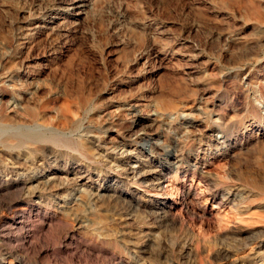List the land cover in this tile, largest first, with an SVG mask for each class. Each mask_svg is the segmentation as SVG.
I'll return each mask as SVG.
<instances>
[{
    "label": "rangeland",
    "instance_id": "rangeland-1",
    "mask_svg": "<svg viewBox=\"0 0 264 264\" xmlns=\"http://www.w3.org/2000/svg\"><path fill=\"white\" fill-rule=\"evenodd\" d=\"M10 92L19 109L46 96L51 118L74 107L65 132L102 169L80 186L77 160L37 159L49 186L31 198L35 166L10 173L0 153L2 178L26 182L0 193V264L13 249L14 264H226L225 249L264 264V0H0L1 104ZM116 180L126 199H94ZM163 202L175 225L150 213Z\"/></svg>",
    "mask_w": 264,
    "mask_h": 264
},
{
    "label": "bare ground",
    "instance_id": "bare-ground-1",
    "mask_svg": "<svg viewBox=\"0 0 264 264\" xmlns=\"http://www.w3.org/2000/svg\"><path fill=\"white\" fill-rule=\"evenodd\" d=\"M86 7L87 5L80 4L78 5L77 8L79 12L81 13ZM12 70L13 68H11V71ZM7 73L9 74V72ZM17 89L21 92L23 91L22 88H17ZM67 94L68 93H66L65 95ZM28 100L30 101L31 99H28ZM34 100H36L34 107H31V105L30 106L26 105V106H23L22 108L20 107L21 109H19L16 104V100H15V96L13 95V92H10L8 101L4 102L3 104H1L0 102L1 104L0 105V108H1L0 109V153L3 155H6L9 158L8 159L9 162L7 164H4V167L7 168L8 170H11L10 173H12V172H17V168L18 169L24 168V170H28L26 168L30 167L31 165L35 166V172L33 174L29 171L28 172L23 171L22 173V175L25 173V177L28 178L29 181L36 184L35 188L33 189H32V185L29 187L31 189V192L28 194L30 195L29 197L31 198L34 196H38V194L39 195L42 194L40 190L41 184H43L41 186H45V188H48L49 186V181L43 182L38 176L39 173L36 171L37 159H41L42 161H44L45 166L47 167L52 166L54 168L58 167V164L62 161H65V159L77 160L79 163L77 162L78 164L72 167L71 173L74 174L77 177V179L81 181L80 186L86 184L84 180L87 178L88 179L91 178L89 174V169L93 168L94 170H99L101 172L102 167L99 161L94 159L91 156L90 154L91 150L89 151V148H87L86 143L84 142L86 140L84 138L75 137L65 132L66 130H69V129L73 130L79 127V124H77V121H75V117H77V114L73 110L74 107L71 108L72 106H67L63 104L62 106L59 107L60 114L57 117L51 118V117H48L47 115L48 105H49L48 100L50 99L46 98V96L44 97L42 95H39V93L35 92L34 98H32V101ZM52 102H55L56 104L57 100H52ZM85 104L86 102L84 101L83 106ZM132 108L134 110L133 112H135L136 110L135 106H133ZM9 111L10 113H8ZM11 115H16V116H11ZM224 117H225V114H224ZM1 164L3 166V163L0 160V166ZM10 164L13 167L10 168L8 166ZM118 176L120 175L118 174ZM19 180L20 178L13 180L8 177L3 179L2 174L0 173V185H5V188L0 189V193L2 192L16 193V192L21 191L23 187H25L26 182L19 181ZM67 184L68 182L58 181L57 187H59V189L61 190H64L65 192L69 190V188H67L68 187ZM120 184H123V182L118 181V180L113 181L111 184H109L108 182V184L103 189H101L98 193L96 192V194H92V196H94V199L96 198L98 200L104 199V198H108V199H113V198L121 199L122 197L125 198V196H127L129 193L119 190L118 187ZM176 186L174 185V183H171L170 190L172 194L174 193L178 195L180 191ZM75 187H73V190L76 189ZM149 191L150 190H146L147 193L151 192ZM164 202L152 207V209L150 210V213L155 214V215H161L162 216L161 221L165 226L172 225V224L175 225V223L173 222V219H169V218H172V211H171L172 206ZM39 204H42V203L39 202ZM25 206L27 208L24 207L22 210H29L28 207H30V205L26 203ZM57 209L61 210L60 212H61L62 217L60 219V222L62 223V225H65L71 228L70 224H72V221H73L74 223L78 224L80 227H91L92 226L94 228L95 226V224H91L89 220H86V219L82 220L81 218H79V216H77L73 211L69 209H65V208L60 209V207H57ZM137 209H138V206L136 203L129 202L127 211L131 219L133 218L134 212L137 211ZM10 213H13V212H10ZM12 215L13 216L11 217V226L15 228H18L20 226L22 227L23 223H21L19 221V218H17V212H14ZM61 233H65V232H61ZM67 235H73V233L70 234V232H67L65 238L67 237ZM106 239L114 243L119 242L118 241L119 238L116 236H112V237L107 236ZM13 250L9 251L8 254L6 255V259H5L6 264L15 263V260L13 259V257L15 256V252ZM166 251H167V248L165 247L159 251L160 253L158 252V255L164 256ZM218 257L220 258V260L222 259L226 264H234L236 263V260H237V259H234L233 255L229 252V250H226V249L219 252ZM17 261L18 263H23V259H20Z\"/></svg>",
    "mask_w": 264,
    "mask_h": 264
}]
</instances>
